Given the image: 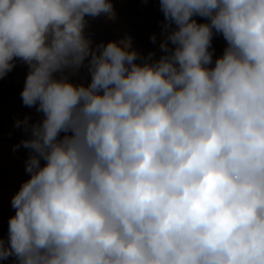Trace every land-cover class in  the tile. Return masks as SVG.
I'll return each instance as SVG.
<instances>
[{"label": "clouds", "instance_id": "1", "mask_svg": "<svg viewBox=\"0 0 264 264\" xmlns=\"http://www.w3.org/2000/svg\"><path fill=\"white\" fill-rule=\"evenodd\" d=\"M158 2L156 58L86 35L112 0H0V79L26 64L41 114L0 261L264 264V0Z\"/></svg>", "mask_w": 264, "mask_h": 264}, {"label": "rangeland", "instance_id": "2", "mask_svg": "<svg viewBox=\"0 0 264 264\" xmlns=\"http://www.w3.org/2000/svg\"><path fill=\"white\" fill-rule=\"evenodd\" d=\"M112 2L114 19L104 15L95 19L86 17L88 20L86 35L92 39L94 45L130 37L135 50L144 56L149 52H155L158 58L162 54L159 44L163 39L161 35L163 14L158 0H112ZM196 19L198 22H205L202 18ZM154 34L155 43L151 40ZM226 46L223 36L214 34L213 62L223 54ZM27 74V65L17 61L14 69L0 79V236L5 240L8 236L9 218L15 215V209L11 206L12 197L30 178L25 170L29 150L23 147L14 150V146L21 140L29 138L30 133L24 130L23 125L16 127V122L23 121L25 116H30V122H35L41 115L34 107L28 108L22 103L21 92ZM70 79L74 83L87 85L91 77L84 67L78 74L70 76ZM0 264H14V258L0 261Z\"/></svg>", "mask_w": 264, "mask_h": 264}]
</instances>
